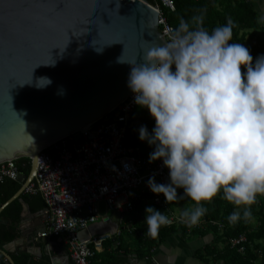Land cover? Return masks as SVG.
Listing matches in <instances>:
<instances>
[{"label": "clouds", "instance_id": "9594fccd", "mask_svg": "<svg viewBox=\"0 0 264 264\" xmlns=\"http://www.w3.org/2000/svg\"><path fill=\"white\" fill-rule=\"evenodd\" d=\"M193 19L194 27L181 19L168 42L143 52V63L120 61L132 66L127 86L134 102L155 119L151 133L139 128V139L154 146L149 163L162 159L169 169L170 183L153 176L150 190L167 203L194 201L180 216L189 228L206 214L202 202L222 192L236 208L227 218L235 225L250 220L252 205L264 196V54L253 63L247 47L229 43L236 27L231 18L211 32L203 16ZM39 81L46 83L38 87L51 83ZM145 213L147 235L156 238L169 217L152 206Z\"/></svg>", "mask_w": 264, "mask_h": 264}, {"label": "water", "instance_id": "95a60500", "mask_svg": "<svg viewBox=\"0 0 264 264\" xmlns=\"http://www.w3.org/2000/svg\"><path fill=\"white\" fill-rule=\"evenodd\" d=\"M159 14L153 0H0V164L32 159L0 215L35 180L42 148L85 131L133 93L132 66L120 59L143 63V52L166 43ZM42 77L51 83L38 87Z\"/></svg>", "mask_w": 264, "mask_h": 264}, {"label": "built area", "instance_id": "2783aa9c", "mask_svg": "<svg viewBox=\"0 0 264 264\" xmlns=\"http://www.w3.org/2000/svg\"><path fill=\"white\" fill-rule=\"evenodd\" d=\"M153 2L160 13L159 27L168 42L174 27L165 9L175 11V2ZM256 58L253 56V63ZM244 70L241 66V71ZM134 95L132 93L109 115L85 131L42 148L37 159V176L25 189L24 193L29 196L42 194L46 203L47 223L38 236L66 244L73 264H103L100 254L106 251V243L114 239L118 241L123 228L120 227L115 234H93L91 226L101 221L111 222L112 214L119 215L123 225L125 215L132 213L138 204L165 208L170 221L168 228L185 226L189 234L209 226L225 229L222 222L205 219L194 227H187L180 222L181 215L172 211L174 202L167 203L163 193L157 195L150 190L148 180L153 176L158 184L170 183L169 169L163 165L162 159L149 163L154 146L139 139V128L146 125L151 133L155 125L140 121L131 124V116L138 107ZM130 138L136 143L129 144ZM29 159L32 166V159ZM20 160L0 164V191L8 180L18 181L22 173ZM82 232H89L88 236L82 237ZM246 241L244 234L232 239L231 244L241 246L240 251L245 253L242 244ZM5 263L12 264L7 257Z\"/></svg>", "mask_w": 264, "mask_h": 264}, {"label": "trees", "instance_id": "16d2710c", "mask_svg": "<svg viewBox=\"0 0 264 264\" xmlns=\"http://www.w3.org/2000/svg\"><path fill=\"white\" fill-rule=\"evenodd\" d=\"M176 10L165 9V13L174 31L179 27L180 20L189 22L190 27L195 26L194 17L203 16V27L211 32L218 26L225 25L231 18L235 21L236 27L233 28V40L229 42L240 43L250 50L252 56L258 57L264 54V38L258 36V31L264 33V24L261 21V15L253 0H174ZM256 41L255 44L247 43L249 40ZM246 71V69L244 70ZM243 71V72H244ZM142 122L147 125H155V119L150 115L147 108L137 107L132 116L131 124ZM129 144H135L132 138ZM148 154V153H147ZM22 173L29 175L31 172V160L23 158L19 161ZM25 164V166H23ZM22 188V183L15 180H8L0 191V208L14 197ZM23 202L32 205L33 210L45 209L46 203L42 194L29 196L23 194L21 198L11 203L0 215V264L5 263L6 247L19 237V232L8 223L18 224L22 220ZM36 203L33 206L32 203ZM207 208L206 214L201 220H213L222 222L225 229L221 230L219 226H209L206 229L194 230L192 235L198 237L213 236L210 243L204 245L196 252V257L206 264H211L212 260L220 264H264V205L258 201L252 205V218L248 221L241 219L235 225L229 224L228 216L236 210L235 206L223 199V193L214 197L211 202H202ZM152 206L167 215V210L160 206L138 204L132 214V228L135 232V241L138 243V256L151 264L154 258V252L170 237L178 232L184 236L189 235L185 226L168 228L162 226L156 238L147 235L146 213L145 209ZM197 206V205H196ZM36 207V208H35ZM258 219L259 227L252 229L250 222ZM127 230L122 231V235L117 242L111 241L116 246L112 252L107 250L100 254L103 264H125L127 258V245L123 241V236ZM246 235L247 241L242 244L245 247V253L240 251L241 246L233 247L231 240L241 235ZM223 247H222V246ZM123 251V252H122ZM15 264H53L50 257L43 256L35 258L28 252H10ZM73 264V263H72Z\"/></svg>", "mask_w": 264, "mask_h": 264}, {"label": "crops", "instance_id": "0c3cea01", "mask_svg": "<svg viewBox=\"0 0 264 264\" xmlns=\"http://www.w3.org/2000/svg\"><path fill=\"white\" fill-rule=\"evenodd\" d=\"M255 2L256 7L258 8L261 17H264V0ZM264 24V22H263ZM178 195L183 196L184 190H178ZM257 201L264 205V196H258ZM191 203L192 206L186 207L185 210H192L196 207L194 201L190 198L185 197L182 200H179L176 204V207H184V203ZM23 212L22 220L18 224L8 223L9 226H13L19 232V237L13 244H9L8 247L13 250V252H18L19 249L26 250L23 252H28L33 255L35 258L39 259L43 256H48L51 259L53 264H72L73 260L70 254L69 247L66 244L60 243L56 240H47L46 242H40L36 239L35 233L38 228L44 226L47 223V214L44 209H35L33 210L32 205L27 202H23ZM33 206L36 203H32ZM36 208V207H35ZM173 208V207H172ZM111 222L104 223L99 222L95 225H92L90 232L93 234L100 233H112L115 234L116 231L121 227L124 230H127V233L123 236L124 242L127 245V258L128 261L125 264H148L147 261L142 260L138 256L139 246L138 243L135 244V232L131 231L132 228V214L125 215V221L123 225L120 222L119 215H111ZM89 232H82L81 236H88ZM194 236V235H193ZM188 238L184 236L182 232H178L174 236L170 237L164 244L157 248L154 252L153 262L151 264H206L202 260L196 257V252L198 249L204 247L207 243H210L213 240L212 235L208 237H197ZM210 237H212L210 239ZM210 239V240H209ZM194 241L199 247L191 245V241ZM111 241L117 242L116 239L110 240L106 243V250L112 252L116 246L112 245ZM192 241V242H193ZM123 252V251H122ZM55 259L56 261L54 262Z\"/></svg>", "mask_w": 264, "mask_h": 264}, {"label": "rangeland", "instance_id": "374dc122", "mask_svg": "<svg viewBox=\"0 0 264 264\" xmlns=\"http://www.w3.org/2000/svg\"><path fill=\"white\" fill-rule=\"evenodd\" d=\"M257 1H263V0H257ZM261 21H262V23L264 22V17L262 16L261 18ZM258 33V36L259 37H262V38H264V33L262 32V31H258L257 32ZM249 40V39H248ZM255 40L254 41H248L247 43H252V44H255ZM230 44L231 43H235V42H229ZM182 188H180V189H178V190H181ZM183 190V189H182ZM177 203V202H176ZM187 205L188 206H192V204L191 203H184V207H179V206H177L176 207V204H174V206H172L173 208H172V211L174 212V214H176V215H181L182 214V212L186 209V207H187ZM250 224H251V227H252V229H256L257 227H259V225H260V222L258 221V219H254V220H252L251 222H250ZM198 237V236H197ZM213 237V236H212ZM212 237H210V239L212 238ZM188 238H196V237H194L192 234H189L188 235ZM209 239V240H210ZM193 241V240H192ZM191 241V245L192 246H196V248H198L199 247V245L197 246L196 245V243L193 241L192 242ZM134 242H135V244L137 243L136 241H135V239H134ZM222 246V245H221ZM223 247V246H222ZM211 264H217V262H215V261H213L212 260V263ZM218 264H220V263H218Z\"/></svg>", "mask_w": 264, "mask_h": 264}]
</instances>
